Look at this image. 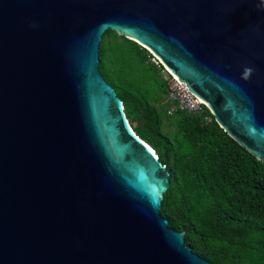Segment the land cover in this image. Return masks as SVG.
<instances>
[{"label": "water", "instance_id": "1", "mask_svg": "<svg viewBox=\"0 0 264 264\" xmlns=\"http://www.w3.org/2000/svg\"><path fill=\"white\" fill-rule=\"evenodd\" d=\"M257 4L0 0V264H213L161 214L170 172L102 75L100 44L112 30L146 48L264 162Z\"/></svg>", "mask_w": 264, "mask_h": 264}, {"label": "trees", "instance_id": "2", "mask_svg": "<svg viewBox=\"0 0 264 264\" xmlns=\"http://www.w3.org/2000/svg\"><path fill=\"white\" fill-rule=\"evenodd\" d=\"M136 41L112 30L99 68L124 103L135 132L170 172L161 214L186 244L213 264H264V162L214 116L169 114L167 72Z\"/></svg>", "mask_w": 264, "mask_h": 264}, {"label": "built area", "instance_id": "3", "mask_svg": "<svg viewBox=\"0 0 264 264\" xmlns=\"http://www.w3.org/2000/svg\"><path fill=\"white\" fill-rule=\"evenodd\" d=\"M152 61L161 63L155 56ZM166 72L168 73L166 77V102L170 104L169 114H174L177 111H185L194 115H203L207 122H211L212 117L207 113V111L211 113L209 106L191 90L187 83L181 81L168 70Z\"/></svg>", "mask_w": 264, "mask_h": 264}, {"label": "clouds", "instance_id": "4", "mask_svg": "<svg viewBox=\"0 0 264 264\" xmlns=\"http://www.w3.org/2000/svg\"><path fill=\"white\" fill-rule=\"evenodd\" d=\"M257 9L259 11H264V4H257ZM253 72H254V69L252 67L246 66L243 71V77L248 78Z\"/></svg>", "mask_w": 264, "mask_h": 264}, {"label": "bare ground", "instance_id": "5", "mask_svg": "<svg viewBox=\"0 0 264 264\" xmlns=\"http://www.w3.org/2000/svg\"><path fill=\"white\" fill-rule=\"evenodd\" d=\"M128 125H129V122L127 121ZM130 126V125H129ZM130 128L132 129V127L130 126Z\"/></svg>", "mask_w": 264, "mask_h": 264}, {"label": "rangeland", "instance_id": "6", "mask_svg": "<svg viewBox=\"0 0 264 264\" xmlns=\"http://www.w3.org/2000/svg\"><path fill=\"white\" fill-rule=\"evenodd\" d=\"M134 129V128H133Z\"/></svg>", "mask_w": 264, "mask_h": 264}]
</instances>
